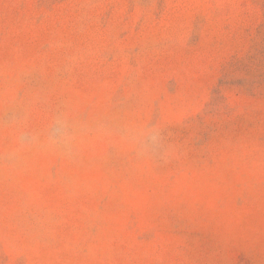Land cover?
Instances as JSON below:
<instances>
[{
  "label": "rangeland",
  "instance_id": "rangeland-1",
  "mask_svg": "<svg viewBox=\"0 0 264 264\" xmlns=\"http://www.w3.org/2000/svg\"><path fill=\"white\" fill-rule=\"evenodd\" d=\"M0 264H264V0H0Z\"/></svg>",
  "mask_w": 264,
  "mask_h": 264
}]
</instances>
